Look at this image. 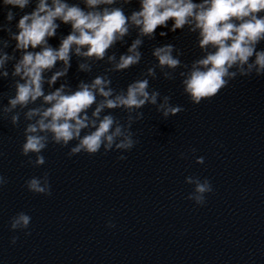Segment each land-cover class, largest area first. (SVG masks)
<instances>
[{
	"label": "clouds",
	"instance_id": "obj_1",
	"mask_svg": "<svg viewBox=\"0 0 264 264\" xmlns=\"http://www.w3.org/2000/svg\"><path fill=\"white\" fill-rule=\"evenodd\" d=\"M120 2L127 5L131 0ZM31 3L32 0H3L4 6L11 5L21 10ZM83 3L85 8L69 4L66 0H36L34 10L19 19L16 25L18 32L13 33L7 25L0 26L9 33L11 40L16 41L12 55L4 51L9 47V40L0 41V76H9L6 68L8 62L16 60V51L21 53L11 73L12 77H19V80H15V96L8 99L2 112L6 115L18 107L28 109L24 112L29 123L24 130L26 142L22 145L21 153L24 156L36 154L34 161H28L33 166L45 164V157L40 153L47 147L49 137L62 147L77 141L71 147L69 156L81 152L94 155L102 147L105 154L113 148L127 151L138 143L130 130L135 121L143 119L144 114L137 110L151 104L165 119L184 111L181 106L170 103V96L161 98L159 91L149 92L147 78L130 83L126 91L119 93H115L110 86L111 80L107 76H97L91 83L81 81L75 91L67 84H61L55 91L45 94V83L51 88L59 79L66 77L72 54L85 61L79 63L80 71H91V64L87 61H104L105 58L112 65L108 71L127 70L141 61L139 49L143 45V38L154 39L156 29L168 28V21L172 20L174 23L169 31L176 32L187 26L190 32H198V46L206 53L195 60L188 71L179 74L183 77L184 92L192 103L198 105L202 100L216 96L237 75H264V50H257V45L264 41V15H259L264 13V0H201L199 3L194 0H139V10L132 11L130 16L125 15L122 6L109 7L117 0H83ZM14 18L15 13L9 10L7 21L11 22ZM58 20L70 24L72 30L61 38L58 48H53L48 38L57 35L60 27ZM131 28L138 30L137 38L117 60L116 54L109 55L108 51L117 42L126 43L124 38ZM159 35L164 37L167 32L162 31ZM37 47L40 51H29V48ZM209 48L215 51H209ZM173 52H176L175 56ZM152 55L158 64L148 68L147 77L155 79V69L159 67L164 78L171 80L175 78L173 73L178 67L188 68L179 59L182 53L172 44L155 47ZM58 61L63 63V67L46 80L44 73L51 71ZM165 68L171 71H164ZM98 97L101 99L98 100ZM41 99L39 106L28 107ZM93 105L95 108L89 115ZM118 108L128 112L125 124L111 114L102 116L106 109ZM19 119L20 112H15L11 116V123L18 125ZM85 129L94 130L82 135ZM118 159L124 160L126 157L121 155ZM196 163L203 164L204 158L198 157ZM6 183V178L0 175V186ZM186 183L194 185L188 199L197 205H203L205 194L213 191L206 178L201 181L198 177L189 176ZM25 185L32 193L51 195L48 173L27 180ZM30 222L29 215L19 212L11 218L10 228L13 231L25 230ZM114 226L109 224V227ZM25 234L30 235V232ZM16 240L17 237H13L11 242L15 244Z\"/></svg>",
	"mask_w": 264,
	"mask_h": 264
}]
</instances>
